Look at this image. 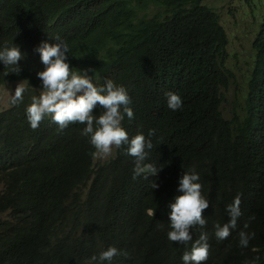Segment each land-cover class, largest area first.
<instances>
[{
  "label": "trees",
  "instance_id": "obj_1",
  "mask_svg": "<svg viewBox=\"0 0 264 264\" xmlns=\"http://www.w3.org/2000/svg\"><path fill=\"white\" fill-rule=\"evenodd\" d=\"M204 1L0 0V49L5 42L21 52L24 44L35 49L55 29L68 43L70 64H77L72 71L88 70L98 87L111 79L126 89L134 117L124 114L122 127L129 138L142 132L151 140L144 163L160 169L141 184L133 179L135 157L125 154L126 146L109 162L97 161L82 135L86 125L60 130L45 116L33 129L27 96L18 105L10 99L0 109V264H142L162 250L184 264L182 246L167 233L169 203L182 194L181 176H175L185 164L199 175L209 200L199 232L208 234L210 254L202 264H222L233 250L228 264H264V111L225 118L218 89L233 75L228 40L219 14ZM71 34L88 42V60L78 59ZM253 47L264 68V23ZM24 57L37 65L33 49ZM12 67L0 62V85L10 87L18 77L36 83L33 69L16 73ZM169 91L182 98L181 109L167 107ZM102 111L97 105L93 115ZM201 131L215 137L200 143L188 136ZM222 139L227 153L219 150ZM238 194L236 228L247 223L255 233L247 248L239 246L236 228L225 240L214 234L216 223L230 220L225 209ZM110 246L119 250L111 261L91 259Z\"/></svg>",
  "mask_w": 264,
  "mask_h": 264
},
{
  "label": "clouds",
  "instance_id": "obj_2",
  "mask_svg": "<svg viewBox=\"0 0 264 264\" xmlns=\"http://www.w3.org/2000/svg\"><path fill=\"white\" fill-rule=\"evenodd\" d=\"M204 2L212 8L213 12L218 13L217 9L210 6L206 0ZM136 12L138 11L135 10L132 14ZM138 14L143 15L141 11ZM261 18L264 23V12ZM220 24L226 30L228 40L226 65L233 75L225 77L220 83L218 98L221 100V109L225 118L231 121L236 111L241 115L249 110L264 111V68L254 51L248 73L244 72L242 76H238L228 65L229 58L233 55L231 35L222 23L221 17ZM71 37L74 38L78 59L88 60L90 49L86 39L80 34H71ZM254 41L252 46H254ZM39 42L41 44L35 49L30 46L31 44H24L25 49L23 48L22 52L20 47L9 46L7 42L0 49V62L5 67L13 65L12 72L20 73L30 69L35 71L36 83L31 82L27 77H18L10 83L11 85L18 84L15 94L11 97V104L18 105L23 102L24 96H27L29 104L26 107V114L30 126L33 129L38 128L45 116L51 117L60 130L66 129L70 124H84L86 126L82 130V135L90 138V143L95 149L91 153L93 159L109 162L118 155L119 147L126 146L125 154L135 157L133 179L137 178L141 184H145L149 175H157L160 169L151 163H144L148 155L145 149L153 147L151 140H146L142 132L129 138L128 132L122 127L124 114L129 119L134 117L133 109L129 107L130 98L126 89L115 84L111 79L98 87L93 82V77L88 75V70L72 71L70 66L77 64H70L68 43L56 35L55 29H48L47 38H42ZM29 48L35 52L37 65L31 64L24 57L25 50ZM174 68L177 67L169 68L168 72H164L167 77L172 75ZM238 70L241 69L238 68ZM229 95L233 96L228 97ZM165 97L170 110L177 111L182 108L183 101L177 93L169 91L165 93ZM97 105L103 109L99 116L93 115ZM228 111H232V114L228 115ZM153 134L154 130H150L149 135ZM188 136L200 139V143H207V140L215 137L202 131ZM219 150L227 153L225 139L220 141ZM193 172V167L185 164L184 168L176 174V179L178 175L181 176L177 192L182 194L175 196L174 201L169 203L171 230L167 236L170 241L182 246L181 259L184 264H202L208 260L210 254L208 234L199 232V229L206 225L203 212L209 207V200L202 195V185L197 182L200 179L199 175ZM151 187L156 189L159 185L153 181ZM3 188L4 184L0 183V190ZM240 205L241 195L238 194L225 209L230 220L223 225L220 223L214 225V234L218 240L227 239L232 229L237 227V220L241 216ZM149 214L154 213L150 210ZM244 227L236 228L241 248H247L250 240L255 237V233H251L252 229L247 228V223ZM234 252L235 250L229 252L228 255L225 254L222 264H228ZM118 254L119 250L110 246L98 257L94 255L91 259L93 261L98 259L100 262L111 261ZM176 261L178 260L168 250H162L160 253H151L146 262L142 264H174ZM115 264H119L118 259H115ZM250 264H255V260Z\"/></svg>",
  "mask_w": 264,
  "mask_h": 264
},
{
  "label": "rangeland",
  "instance_id": "obj_3",
  "mask_svg": "<svg viewBox=\"0 0 264 264\" xmlns=\"http://www.w3.org/2000/svg\"><path fill=\"white\" fill-rule=\"evenodd\" d=\"M206 2L217 9L222 23L231 35L233 55L229 58L228 65L238 76H242L244 72L247 74L255 54L252 43L263 24L261 15L264 12V0H206ZM17 85L14 83L10 87L0 86V109L9 106ZM231 96L233 95L228 97ZM227 114L231 115L232 111H228Z\"/></svg>",
  "mask_w": 264,
  "mask_h": 264
}]
</instances>
